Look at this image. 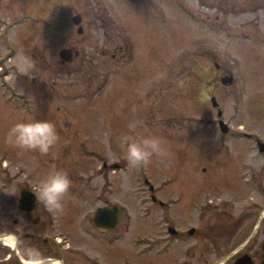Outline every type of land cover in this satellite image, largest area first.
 <instances>
[{
	"label": "rangeland",
	"instance_id": "obj_1",
	"mask_svg": "<svg viewBox=\"0 0 264 264\" xmlns=\"http://www.w3.org/2000/svg\"><path fill=\"white\" fill-rule=\"evenodd\" d=\"M91 1L100 10L83 16L84 32L79 34L72 16L75 11H85L86 0H0V181L1 177L13 178L20 185L29 174L42 180L54 171L51 163L67 162L72 183L64 206L72 205L73 212L64 207L63 221L87 222L97 207L109 206L108 202L123 209L127 206L149 237L154 213L159 209L150 201L143 177L137 181L135 173L145 175L155 186L165 183L164 195L186 197L211 189L218 191L215 197L227 200L233 192L221 191V186H203L202 175L223 178L236 159L239 162L246 157L259 171L263 155L240 144L244 138L236 140L232 153L219 157L214 144L208 147L200 142V128L209 125L200 118L213 117L215 112L211 100L205 98L207 84L193 77L200 79L202 75L196 67L202 59L199 49L205 39L215 38L204 35L198 19H153L150 13L144 18L134 8L121 12L120 0ZM183 1L194 11L201 8L197 0ZM230 3L240 8L246 0ZM222 22V42L215 49L229 62L235 83L220 86L216 98L224 106L225 116L233 115L235 125L254 129L250 131L256 132L252 137L258 135L264 141V60H260L264 58L256 57L259 51L264 52V15L254 13L235 20L227 14ZM71 39L80 41L77 47L81 55L74 62H63L59 52ZM119 44L126 46L127 58L109 56ZM250 47L259 51L246 52ZM255 57L259 59L254 61ZM190 64L194 66L190 70L193 77L185 76ZM183 77L190 83L189 101L173 99L179 92L171 87ZM148 87L154 88V118L149 122H154V133L146 127L142 111ZM207 92L215 95L213 89ZM203 111L207 114L200 115ZM32 120H48L62 130H78L81 141L59 145L61 137L62 141L67 139L63 134L46 156L5 143L14 124ZM145 133L159 137L166 154L154 155L141 171L119 155L125 150L121 147L123 137L139 141ZM117 160L122 163L121 170L103 166ZM106 173L109 182L101 176ZM88 175H99L98 180L88 181ZM6 190V182L1 183L0 220H26L13 200L17 192L13 195ZM234 196L232 208L241 210L240 201L247 195L236 192ZM252 198L257 202L259 196L254 192ZM193 206L187 208L190 215L195 211ZM207 243L205 239L196 245L192 240L196 254L187 264H205L200 251ZM174 264L181 262L175 260Z\"/></svg>",
	"mask_w": 264,
	"mask_h": 264
},
{
	"label": "flooded vegetation",
	"instance_id": "obj_2",
	"mask_svg": "<svg viewBox=\"0 0 264 264\" xmlns=\"http://www.w3.org/2000/svg\"><path fill=\"white\" fill-rule=\"evenodd\" d=\"M120 1L123 5L121 12L134 8L144 18L150 13L153 19H166L173 16L198 19L202 31H205L204 35L213 36L215 40L207 41L204 37L205 44L199 49L202 59L196 67L201 69L200 79L190 75L191 67H194L191 64L186 67L185 72L189 73L185 76H191L201 83H206L208 90L213 89L215 92L213 95L215 98L216 90H220V86L226 88L235 83V76L229 68V62L223 61L222 56L215 49L222 42L223 19L227 14L235 20L254 13H258V16L264 15V0H246L245 6L240 8L235 3H230L232 0H197L201 7L199 11L192 10L183 0ZM92 3L91 0H86L84 2L85 11L81 14L75 11L72 16V22L77 26L79 34L84 32L83 16H86L87 12L100 10ZM102 5L104 9L106 3ZM107 9L109 12V4ZM75 15L80 16L78 24L73 19ZM79 42V40L71 39L65 47L72 49L73 60L70 62H74L81 55L77 47ZM125 51L126 46L119 44L109 56L127 58ZM258 51L250 47V50L246 52L256 53ZM256 57L264 58V52L259 51ZM256 57L253 58L254 61L259 59ZM60 58L63 62L69 63L61 56ZM230 76L232 82L224 84V80ZM184 77L171 87L179 92L173 99L191 100L187 96L190 83L186 82ZM208 90L205 91V98L211 100L212 95L207 92ZM142 101L144 102L142 111L146 117V127H151L153 129L151 133H154V122L149 123L150 118H154L153 87H148L147 95ZM217 102L218 105L214 106L211 101L215 116L200 118L202 122L209 123V125L204 124L201 128L199 127V131H202L200 142L208 147L214 144L212 148L218 152L219 157L224 152L232 153V149L238 143L236 140L244 138L245 140H239L240 144L247 145V148L250 146L251 152L253 148L258 149V152L263 155L259 171L256 170L255 165L251 166L248 162L250 158L246 157L239 162V158L236 159L231 172L223 178L213 176L210 178L213 174L202 175L204 176L203 186H221L218 187L219 190L233 192L230 199L222 200L215 197L214 194L218 191L211 189L207 192L200 191L199 194L185 195L186 197L164 195L162 192L165 183L155 186L145 175L135 173L137 181L143 177L144 187L149 191V199L156 204L157 210L159 209L157 213H154L153 232L148 237L145 236L146 233L141 230L142 225L135 221L136 216H132L127 206L126 209L120 207L119 221L112 229L103 227L100 229L95 223L96 211L100 207L94 210L92 219L87 222H67L62 220V213L49 212L43 204H39L35 192L41 180L34 179V174H29V178L24 179L20 185L13 182V178L1 177L3 181H0V185L6 182L7 192L12 191L13 195L17 192L13 200L16 201L19 212L27 219L22 221L18 219L0 220V264H174L175 260L181 264H187V260L196 254V247L191 244L192 240L198 245L205 239L208 243L200 251L205 264H264V141L258 135L252 137L251 134L256 132L250 131L254 129L235 125L233 115L225 116V109L220 99ZM203 113L207 114L203 111L200 115ZM207 127L209 131H206ZM56 131L60 137L64 134L67 138L62 141L61 137L59 145L81 141L78 130H62V127L57 124ZM207 132L210 134L208 135ZM144 137H148V134L145 133ZM125 153L126 148L118 157L125 160ZM68 164L60 161L51 163L54 166L53 170H61L67 172L68 176H72L67 170ZM108 165L110 169L116 171L123 168L119 160L103 164L105 168ZM140 169L142 171L143 167ZM107 173L101 176L109 182ZM98 176L88 175L87 180L94 181ZM182 181L183 184L186 183V179ZM168 182H171V179H168ZM92 188L95 187L92 186ZM236 192L247 196L244 201L239 200L242 202L241 210L236 208L235 211L232 206L236 203L234 196ZM254 192L259 196L257 202L252 198ZM193 204L195 211L190 215L187 208ZM67 205L65 208L73 212V206ZM80 205L78 207L81 210ZM107 205L112 204L107 202ZM146 212L150 213V210ZM85 224L88 226H84Z\"/></svg>",
	"mask_w": 264,
	"mask_h": 264
},
{
	"label": "clouds",
	"instance_id": "obj_3",
	"mask_svg": "<svg viewBox=\"0 0 264 264\" xmlns=\"http://www.w3.org/2000/svg\"><path fill=\"white\" fill-rule=\"evenodd\" d=\"M59 135L56 126L48 120H32L14 124L6 134L5 143L23 151H38L48 155L57 144ZM121 147L126 148L125 158L130 167H146L152 157L166 154L159 137L148 136L139 141L123 137ZM67 172L54 170L43 178L35 192L39 204L49 212L63 213L64 199L71 188Z\"/></svg>",
	"mask_w": 264,
	"mask_h": 264
},
{
	"label": "water",
	"instance_id": "obj_4",
	"mask_svg": "<svg viewBox=\"0 0 264 264\" xmlns=\"http://www.w3.org/2000/svg\"><path fill=\"white\" fill-rule=\"evenodd\" d=\"M73 19L76 24L80 23L79 15H75ZM60 56L67 61H72L73 60L72 49H68V48L62 49L60 51ZM231 82H232L231 76L227 80H224L225 84L231 83ZM212 101L215 105H217L216 99L214 97L212 98ZM262 149L263 148H261V150ZM119 218H120V207L116 205L104 206V207L98 208V210L96 211L94 221L100 229H103V228L112 229L116 225V223L119 221Z\"/></svg>",
	"mask_w": 264,
	"mask_h": 264
}]
</instances>
